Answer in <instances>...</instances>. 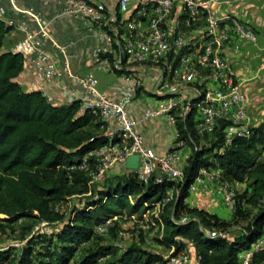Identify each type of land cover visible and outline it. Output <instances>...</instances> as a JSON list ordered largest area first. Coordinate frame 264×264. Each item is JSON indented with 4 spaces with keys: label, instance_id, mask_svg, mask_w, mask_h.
<instances>
[{
    "label": "trees",
    "instance_id": "trees-1",
    "mask_svg": "<svg viewBox=\"0 0 264 264\" xmlns=\"http://www.w3.org/2000/svg\"><path fill=\"white\" fill-rule=\"evenodd\" d=\"M135 14L131 16L133 19ZM120 14H118V19ZM12 28L0 20V219L7 225L34 218L61 220L51 210L52 203L89 192L90 178L68 168L89 152L108 143L96 133V118L81 112L80 102L58 106L40 91L27 92L19 83L25 60L5 49ZM194 113L178 118V142L193 149L184 166L183 182L154 179L147 184L134 171L125 170L89 198L84 209H74L75 218L64 222L52 234L32 237L21 252L0 251V264H163L165 258L133 245L118 253L113 245H102L95 228L122 215L130 217L165 200L166 191L176 190L174 199L164 204L159 221L165 228L159 244L174 253L186 250L191 242L199 264H238V256L249 249L264 231V122L251 134L237 138L220 153L228 121H221L206 148H199ZM204 136V137H206ZM201 169L220 170L237 190L235 211L230 220L186 204L189 187ZM110 179V178H109ZM134 201L130 202L129 198ZM182 215H187L184 222ZM216 233L215 237L211 234ZM83 248V254L75 258ZM253 264H264V251L254 255Z\"/></svg>",
    "mask_w": 264,
    "mask_h": 264
},
{
    "label": "built area",
    "instance_id": "built-area-1",
    "mask_svg": "<svg viewBox=\"0 0 264 264\" xmlns=\"http://www.w3.org/2000/svg\"><path fill=\"white\" fill-rule=\"evenodd\" d=\"M64 5V15L82 18L91 29H99L102 43L93 52L96 69L118 74L120 79L113 93L107 94L98 89L100 82L94 73L79 75L72 72L70 57L51 38L50 22L41 14L28 12L35 19L37 29L27 33L26 38L16 45L14 53L21 54L35 67L37 91L42 92L46 85L56 88L69 104L80 102L81 112L89 111L101 130L111 127L108 143L87 153L68 171L84 173L90 178V184L101 183L109 179L114 170H128L127 159L137 155L138 168L134 172L140 182L147 184L152 179L158 183L165 180L183 182L182 160L187 163L190 155H182L186 145L177 141V128L172 149L156 155L145 147L144 138L137 129L138 123L130 115L129 108L143 84L142 78L132 71L135 66L160 67L168 61L174 66L170 78H155V92L161 99L157 109L145 111V120L163 116L176 127L179 117L186 118L194 113L196 131L201 137L212 135L221 121H228L230 124L224 130L221 154L232 146L235 139L251 134L247 100L224 52L234 37L248 40L255 37L236 19L218 15L214 0H119L120 15L136 6L134 18L125 23L120 34L109 32V27L118 22V14L113 13L106 3L64 0ZM178 8L180 14L172 22ZM4 16L5 10L0 8V20L3 21ZM6 25L14 27L12 23ZM17 28L27 32L25 26ZM46 42L64 55L62 69L47 51ZM65 77L72 86L79 88V93L62 82ZM184 86L195 91L193 99L182 94ZM43 95L52 103L49 96ZM197 184L210 189L213 197L220 199L232 213L235 211L237 190L223 180L220 170L201 169L190 185L189 193L196 190ZM110 227L111 222L107 221L95 228V234L104 235ZM211 236L215 237L216 233ZM174 251L171 250L163 264H188L191 261L186 250ZM261 251H264V236L239 254L238 264H253L254 255Z\"/></svg>",
    "mask_w": 264,
    "mask_h": 264
},
{
    "label": "crops",
    "instance_id": "crops-1",
    "mask_svg": "<svg viewBox=\"0 0 264 264\" xmlns=\"http://www.w3.org/2000/svg\"><path fill=\"white\" fill-rule=\"evenodd\" d=\"M88 1L93 4L104 2L113 13L118 14L119 0ZM214 1L218 15L236 19L244 27L249 28L255 37L254 40L234 37L225 48L224 53L229 59L240 90L247 100L250 125L252 128H257L264 122V2L258 0ZM0 8L5 10L3 21L6 24L12 23L14 25L6 39V50L14 52L16 45L26 38L27 33H33L37 29L35 19L28 14V12H33L41 14L50 22L51 38L63 47L70 57L69 65L72 72L79 75L106 73L96 69L93 57L94 50L102 43L98 36L99 29L96 27L91 29L82 18L64 15V0H0ZM135 12L136 6L133 5L128 13L120 15L118 22L109 27V32L112 34L122 33L125 23L132 20L131 16ZM179 14L180 8L173 15L172 22ZM18 26H25L27 32L20 31ZM46 49L51 57L57 61V66L62 69L64 67L62 52L58 48H54L50 42H46ZM173 68L171 61L160 67L142 65L132 68V71L142 78L143 84L129 108L130 115L138 123L137 129L144 138L145 147L156 155L166 154L172 149L177 136L176 127L163 116L145 120L144 113L147 109H157L161 99V96L155 92V78H170ZM108 74L112 75V79H107L102 83L101 91L112 94L115 87L120 84V79L118 74ZM62 82L67 84L70 89L80 92L79 88L72 86L66 77L63 78ZM19 83L27 92L39 90L35 87L38 84V78L33 64L25 61ZM42 92L49 96L55 105L69 104L56 88L46 85ZM182 94L188 99L195 97V91L189 86L182 88ZM95 132L109 137L111 127L103 130L98 127ZM182 155H190L188 146L182 150ZM181 165L185 166L186 162L182 160ZM123 173H125V169L114 170L110 176ZM234 187H237L239 191L245 189V185L241 184H235ZM189 195L190 198L188 197L185 202L190 207L203 209L218 215L222 219H231L232 212L229 214L222 201L213 197L210 189L205 188L202 184H197L196 190ZM186 251L191 255V261L188 264H199L195 247L191 242H187Z\"/></svg>",
    "mask_w": 264,
    "mask_h": 264
},
{
    "label": "rangeland",
    "instance_id": "rangeland-1",
    "mask_svg": "<svg viewBox=\"0 0 264 264\" xmlns=\"http://www.w3.org/2000/svg\"><path fill=\"white\" fill-rule=\"evenodd\" d=\"M112 75L108 73H100L96 75L99 79L100 85L98 89L101 91V86L107 79L111 80ZM114 78V76H113ZM147 96V95H145ZM154 99V98H152ZM213 138L211 136H206L200 138L199 148L208 147ZM189 147V146H188ZM193 153V149L189 147V154ZM123 174L110 177L105 182L89 184V192L82 195H75L68 197L64 202L52 203L51 210L59 214L62 217L61 220L54 222L39 219V213H34V218L31 219H21L18 222L7 225L5 220L6 216H1L0 219V251H7L9 249L16 250L18 254L21 252L22 248L28 243V240L32 237H36L47 233L48 231L58 230L64 222L68 220H73L75 218L74 209H84V203L89 198L98 197V192L105 188V186L114 182L116 177H120ZM177 182L179 181H172ZM236 190L237 187H235ZM242 189H240L241 191ZM176 190L170 189L166 191L165 200L160 204L149 206L148 210L145 212L138 213L135 217H130L124 212L122 215L117 216L111 220V227L108 233L104 235H97L100 238L99 243L102 245H113L120 253L130 246L137 245L143 250L159 254L163 258H167L171 250L164 248L159 244L165 235V228L159 221L161 210L164 204L172 201L174 199ZM190 198V195H189ZM168 200V201H167ZM130 202L134 201V198H129ZM224 206V205H223ZM225 210L230 214V210L224 206ZM232 217V216H231ZM188 219L187 215H182V220L185 222ZM264 236V231L261 237ZM83 248L77 252L74 259L80 257L84 252ZM105 260H102L98 264H103Z\"/></svg>",
    "mask_w": 264,
    "mask_h": 264
},
{
    "label": "water",
    "instance_id": "water-1",
    "mask_svg": "<svg viewBox=\"0 0 264 264\" xmlns=\"http://www.w3.org/2000/svg\"><path fill=\"white\" fill-rule=\"evenodd\" d=\"M139 158L137 155L130 156L126 162V168L130 171H135L138 168Z\"/></svg>",
    "mask_w": 264,
    "mask_h": 264
}]
</instances>
